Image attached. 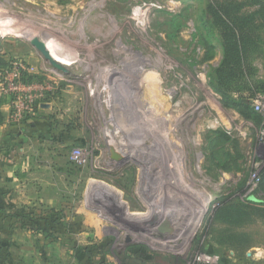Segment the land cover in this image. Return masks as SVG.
Returning a JSON list of instances; mask_svg holds the SVG:
<instances>
[{"label": "rangeland", "instance_id": "1", "mask_svg": "<svg viewBox=\"0 0 264 264\" xmlns=\"http://www.w3.org/2000/svg\"><path fill=\"white\" fill-rule=\"evenodd\" d=\"M211 1L0 0V68L22 63L27 79L53 87L32 115L10 117L27 145L12 158L37 174L44 165L45 182L26 181L40 196L13 201L24 220L0 237L8 262L264 264L263 127L223 95L264 92V19L259 4L237 0L256 17L251 71L222 85ZM241 206L251 214L219 219ZM161 215L178 222L173 235L152 226Z\"/></svg>", "mask_w": 264, "mask_h": 264}, {"label": "trees", "instance_id": "2", "mask_svg": "<svg viewBox=\"0 0 264 264\" xmlns=\"http://www.w3.org/2000/svg\"><path fill=\"white\" fill-rule=\"evenodd\" d=\"M252 3L260 5L256 13H261V17L264 19V0H253ZM242 5L237 0H212L209 4L214 23L221 30L223 38L224 60L217 71L219 82L222 85H229L231 80L236 82L250 75L249 58L254 52V45L250 39L252 32L251 23L254 24V21L251 22V20L256 17L254 13L248 15L241 13ZM259 93L264 92L260 91ZM223 95L227 99V105L236 108L243 117L254 119L259 124L262 123V115L254 109L250 99L241 98L234 100L225 91H223ZM3 120L4 117L0 114V122H3ZM225 156L227 158L230 157V153L226 152ZM260 179L261 186L264 187V167L261 171ZM237 210H240V213H237L236 210L220 212L219 219L222 220L228 213H233L234 216L240 215L241 212L251 214L249 210L243 209L242 206Z\"/></svg>", "mask_w": 264, "mask_h": 264}, {"label": "crops", "instance_id": "3", "mask_svg": "<svg viewBox=\"0 0 264 264\" xmlns=\"http://www.w3.org/2000/svg\"><path fill=\"white\" fill-rule=\"evenodd\" d=\"M0 114L4 117L3 122H0V237L4 236V232L12 231L17 220L23 221L22 217H18L19 213H14V203L16 200H35L40 194L34 190L24 191L25 182L29 185L34 183L44 184V168L42 165V174H37L34 162L27 160L13 159L12 154L27 151V145H19L22 143L25 133L17 130L16 124L10 120V105L7 101L0 102ZM20 156V155H19ZM37 168V167H36ZM36 175V176H35ZM38 176V178H36ZM42 176V177H41ZM38 180V181H36ZM9 184L11 185L9 187ZM27 185V184H26ZM18 226V225H17ZM16 227V226H15ZM8 235V234H7ZM6 236V235H5ZM11 236V237H10ZM13 235H8V242L5 244L6 249L13 251L10 240ZM12 240H15L12 239ZM0 239V264H11L2 257V244ZM14 252V251H13ZM20 254V253H19ZM20 256H23L20 254ZM9 259V258H8ZM22 263L26 264V258L20 257ZM12 264H14L12 262ZM17 264V263H15Z\"/></svg>", "mask_w": 264, "mask_h": 264}, {"label": "built area", "instance_id": "4", "mask_svg": "<svg viewBox=\"0 0 264 264\" xmlns=\"http://www.w3.org/2000/svg\"><path fill=\"white\" fill-rule=\"evenodd\" d=\"M28 71L24 64L13 63L7 68H0V100L7 99L10 105V117L15 123L32 115L38 101L48 98L53 87L48 82L32 81L26 78ZM29 72V71H28ZM30 73V72H29ZM254 109L262 115L260 140L257 145L258 155L264 159V93H257L250 98ZM264 162V161H263Z\"/></svg>", "mask_w": 264, "mask_h": 264}, {"label": "water", "instance_id": "5", "mask_svg": "<svg viewBox=\"0 0 264 264\" xmlns=\"http://www.w3.org/2000/svg\"><path fill=\"white\" fill-rule=\"evenodd\" d=\"M30 43L42 54L44 59L48 61L55 70L62 73H69V68L52 56L46 42L43 39L38 36H32L30 37ZM110 149L113 159L120 160L123 158V155L118 152L114 146H111ZM153 225H155L154 227L158 233L162 235H173L179 227L178 222H173V220L167 215L158 216V218L155 219Z\"/></svg>", "mask_w": 264, "mask_h": 264}, {"label": "bare ground", "instance_id": "6", "mask_svg": "<svg viewBox=\"0 0 264 264\" xmlns=\"http://www.w3.org/2000/svg\"><path fill=\"white\" fill-rule=\"evenodd\" d=\"M32 36H34V35H31L30 37H32ZM55 58V57H54ZM55 59H57L58 61H60V62H65L66 63V61L64 60V61H62V58H61V56H56V58ZM162 216V215H161ZM152 226H153V224H152ZM155 226V225H154ZM153 229H154V227H153Z\"/></svg>", "mask_w": 264, "mask_h": 264}]
</instances>
